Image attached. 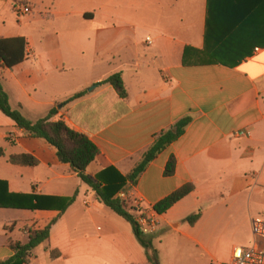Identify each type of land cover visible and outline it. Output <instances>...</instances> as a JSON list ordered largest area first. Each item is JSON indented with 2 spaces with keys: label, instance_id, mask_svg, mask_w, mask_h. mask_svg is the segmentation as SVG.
I'll use <instances>...</instances> for the list:
<instances>
[{
  "label": "crops",
  "instance_id": "1",
  "mask_svg": "<svg viewBox=\"0 0 264 264\" xmlns=\"http://www.w3.org/2000/svg\"><path fill=\"white\" fill-rule=\"evenodd\" d=\"M29 1L31 8L43 4ZM8 2L0 0V39L24 38L29 54L14 68L0 65L11 107L36 122L86 91L62 106L60 115L99 148L101 155L87 170L93 177L108 169L111 177H125L157 134L191 117L184 134L136 186L127 182L118 196L130 206L149 208L194 186L160 216V230L151 237L158 252L167 237L229 264L235 247L249 246L251 223L250 241L232 242L221 260L201 237L210 221L213 235L227 218L253 211L252 222L255 211L264 215V0H52L45 19L34 16L31 22L63 19V33L38 42L4 26L2 5ZM49 43L63 44V50H50ZM187 49L202 63L185 65ZM118 73L126 99L110 85L99 86ZM0 149V187L6 183L13 194L59 199L45 200L47 210L0 208V263L15 255L10 241L25 244L26 229L43 230L58 218L30 264H149L131 224L99 202L53 146L30 137L1 111ZM21 155L38 164L10 161ZM171 157L176 170L166 177ZM75 195L61 214L64 200ZM199 211L195 225L186 222Z\"/></svg>",
  "mask_w": 264,
  "mask_h": 264
},
{
  "label": "trees",
  "instance_id": "2",
  "mask_svg": "<svg viewBox=\"0 0 264 264\" xmlns=\"http://www.w3.org/2000/svg\"><path fill=\"white\" fill-rule=\"evenodd\" d=\"M23 1L24 3L29 2V0ZM189 51V49L185 51L184 64H201L202 62L198 56H195V60L191 59ZM28 55L27 42L24 38L0 39V65L2 67L9 69L14 68L23 63L28 58ZM102 85L112 86L122 99L128 97V91L125 87L122 74L120 73L114 74L105 81L99 83V86ZM85 94L86 91L75 94L67 101L53 107L45 118L32 122L27 119L20 110H15L11 107L10 98L4 90L0 80V111L11 119L16 124L17 128L25 131L30 137L44 140L53 146L57 150V156L60 162L69 165L70 171L76 174L83 183L96 193L99 202L103 203L115 214L131 224L138 242L146 251L148 261L151 264H159L158 251L154 248L151 237L144 236L137 226L135 212L139 210L138 207L130 206L129 203L119 197L118 194L122 192L127 182L133 187L136 186L140 176L147 170L149 165L184 134L192 118L185 117L171 128L157 134L152 145L143 153L141 160L125 177L119 174H116L115 177H111L108 172L109 169L93 177L87 173V170L101 155V152L86 134L75 130L69 125L66 117L60 115L61 109L59 108V105L66 106L84 97ZM0 156H3V151L1 149ZM10 161L15 164L32 167L38 164L37 160L30 155L14 156L10 158ZM175 170L176 160L174 157H171L165 169V176H173ZM193 191V185H185L157 203L153 208L162 216ZM47 199L52 201L59 200L37 195L13 194L8 191L6 183H2V187H0V208L30 211L47 210L48 207L44 204V201ZM75 199L76 195L70 199L64 200L61 214L74 203ZM201 214V211H199L189 216L186 221L193 226L200 220ZM57 221L58 218L54 219L43 230L26 229L27 242L25 244L10 241V246L14 250L15 255L11 259L1 262L0 264H30L33 251L49 240L51 228ZM57 255L58 253H52L53 258L57 257Z\"/></svg>",
  "mask_w": 264,
  "mask_h": 264
},
{
  "label": "rangeland",
  "instance_id": "3",
  "mask_svg": "<svg viewBox=\"0 0 264 264\" xmlns=\"http://www.w3.org/2000/svg\"><path fill=\"white\" fill-rule=\"evenodd\" d=\"M20 1L22 0H17L15 5H17ZM41 1L43 4L39 5V7L35 6L34 8H31L32 12L30 14L17 13L15 9H13V0H10V3L8 2V4L5 3L2 5V9L4 11V26L6 28L13 29L14 33L21 32L27 36L30 35V37H33L36 42H38V40L45 35L52 36V34H56L57 32L63 33V19L50 24H45L44 21L39 23L31 22L32 17L40 16L42 19H45V14L49 13L48 5L52 3V0L51 2L50 0ZM49 44L51 45L50 50L55 48L63 50V44L59 47L52 46L51 43ZM262 199L264 201V192H262ZM252 214L253 211L251 215ZM254 214V218L258 216L264 217V215L258 213V211H255ZM246 215L247 216L238 215L234 218H227L222 221V223L220 222L221 226L213 235H210L209 231L213 222H208L209 227L203 231L201 238L213 247V253L218 260H221L222 257L226 255L232 242H236L238 240L250 241L249 228L251 215H248L247 213ZM169 234L170 232H168V235ZM158 257L159 264H225L221 263V261L214 262L205 252L200 249L197 250L196 248H193L183 240L175 241L174 239L167 237H164L162 240ZM149 264L151 263L149 262Z\"/></svg>",
  "mask_w": 264,
  "mask_h": 264
},
{
  "label": "built area",
  "instance_id": "4",
  "mask_svg": "<svg viewBox=\"0 0 264 264\" xmlns=\"http://www.w3.org/2000/svg\"><path fill=\"white\" fill-rule=\"evenodd\" d=\"M16 12L30 14L32 12L30 1H20L16 5ZM147 42L151 44V39ZM264 192V188H263ZM135 212L136 223L140 232L146 237L157 235L160 230V215L153 207L141 208L137 205ZM252 242L249 246H237L233 249L232 259L229 264H264V217L258 216L251 222Z\"/></svg>",
  "mask_w": 264,
  "mask_h": 264
},
{
  "label": "water",
  "instance_id": "5",
  "mask_svg": "<svg viewBox=\"0 0 264 264\" xmlns=\"http://www.w3.org/2000/svg\"><path fill=\"white\" fill-rule=\"evenodd\" d=\"M92 88H95V87H92ZM89 90H91V89H89ZM59 108L61 109L62 108V105H59Z\"/></svg>",
  "mask_w": 264,
  "mask_h": 264
}]
</instances>
